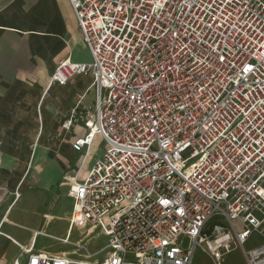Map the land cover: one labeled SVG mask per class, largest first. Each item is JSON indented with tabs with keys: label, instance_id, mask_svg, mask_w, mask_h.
<instances>
[{
	"label": "built area",
	"instance_id": "built-area-1",
	"mask_svg": "<svg viewBox=\"0 0 264 264\" xmlns=\"http://www.w3.org/2000/svg\"><path fill=\"white\" fill-rule=\"evenodd\" d=\"M90 63L60 61L50 85L90 74L87 129L100 159L63 176L69 229L107 237L96 254L18 245L11 264H264V4L261 0H68ZM75 110L62 124L69 130ZM87 234H85L86 237ZM189 239L182 248L181 238ZM261 242V243H259Z\"/></svg>",
	"mask_w": 264,
	"mask_h": 264
},
{
	"label": "crops",
	"instance_id": "crops-1",
	"mask_svg": "<svg viewBox=\"0 0 264 264\" xmlns=\"http://www.w3.org/2000/svg\"><path fill=\"white\" fill-rule=\"evenodd\" d=\"M67 59L91 62L68 0H0V264L12 263L18 245L33 241L40 250L33 236L40 230L32 231L27 244L4 230L6 224L19 226L9 219L18 203L23 210L41 192L60 197L62 189L72 201L63 176L74 177L78 167L70 165L68 150L79 153L82 178L105 149L94 147L96 138L102 141L95 135L87 152L75 151L72 143L87 129L84 124L71 132L62 128L73 110L74 118L86 115L88 120L95 102L90 74L65 86L50 85L57 64ZM42 217L46 224L53 218L47 212Z\"/></svg>",
	"mask_w": 264,
	"mask_h": 264
},
{
	"label": "rangeland",
	"instance_id": "rangeland-1",
	"mask_svg": "<svg viewBox=\"0 0 264 264\" xmlns=\"http://www.w3.org/2000/svg\"><path fill=\"white\" fill-rule=\"evenodd\" d=\"M264 4V0H261ZM93 92L88 95L85 103L93 98ZM94 109V107H93ZM92 110V113L93 114ZM86 115H76L72 127L68 132H71L76 125L84 124L87 119ZM85 127V125H84ZM85 132H87L85 130ZM104 143L96 138L94 142L95 148H104ZM68 158L70 160V165L72 167H80V155L69 149L67 152ZM86 165L82 167L85 169ZM67 190V189H66ZM65 189L60 192V197L51 194L50 192H41L40 195L32 197V200L28 201V204L23 207L22 202L18 203L16 208L11 213L9 219L14 221L19 226H12L6 224L4 227L5 232H8L14 239H16L21 244H27L33 230H40L44 233L56 237L57 239L65 238L67 230L69 228L68 218L71 214L72 201L66 196ZM22 210V212H21ZM20 211V217L17 218L16 215ZM49 213L53 218L46 224L47 220H44L42 215L44 213ZM60 217V219L58 218ZM85 234L86 237H85ZM57 239H52L50 237L40 235L36 239V248L40 250H45L47 252H65L68 253L69 257L77 259L76 255L71 254L74 247L72 243L85 242L88 252L95 255L101 249L106 250L107 237L98 229H89L88 226H74L69 232V243L63 244ZM189 239L187 237L181 238L182 248H187ZM261 243V242H259ZM17 254L18 250L15 248L13 251ZM104 256V252L96 254L94 258L100 260ZM192 264H214L211 258L208 257L201 249H197ZM221 264H247L245 262L244 256L240 250L232 251L227 254L221 261Z\"/></svg>",
	"mask_w": 264,
	"mask_h": 264
}]
</instances>
